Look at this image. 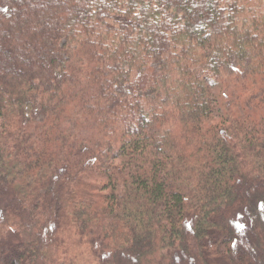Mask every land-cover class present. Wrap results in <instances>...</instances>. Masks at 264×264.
Listing matches in <instances>:
<instances>
[{
  "label": "trees",
  "instance_id": "16d2710c",
  "mask_svg": "<svg viewBox=\"0 0 264 264\" xmlns=\"http://www.w3.org/2000/svg\"><path fill=\"white\" fill-rule=\"evenodd\" d=\"M242 13L0 0V264H264V8Z\"/></svg>",
  "mask_w": 264,
  "mask_h": 264
},
{
  "label": "rangeland",
  "instance_id": "374dc122",
  "mask_svg": "<svg viewBox=\"0 0 264 264\" xmlns=\"http://www.w3.org/2000/svg\"><path fill=\"white\" fill-rule=\"evenodd\" d=\"M220 4L225 9L230 8L234 4H238V8L243 9V13L240 15V21L245 19L247 22L253 17L252 13L258 14L264 8V0H220ZM246 4L258 6H253L248 9ZM61 250L62 252H67L66 258L70 259L73 264H100L101 262L100 259L91 253L90 248L86 245L64 244Z\"/></svg>",
  "mask_w": 264,
  "mask_h": 264
}]
</instances>
